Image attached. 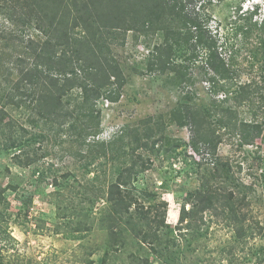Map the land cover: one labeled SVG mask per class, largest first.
<instances>
[{
    "label": "rangeland",
    "instance_id": "374dc122",
    "mask_svg": "<svg viewBox=\"0 0 264 264\" xmlns=\"http://www.w3.org/2000/svg\"><path fill=\"white\" fill-rule=\"evenodd\" d=\"M16 1L0 0V55L31 63L29 40H44L46 35L35 20L24 25L20 16H14L22 8V3ZM23 6L30 11L24 2ZM252 7L258 8L254 18L264 16V0H195L187 6L189 14L198 13L209 29L219 32L224 57L233 56L232 86L250 83L259 91L249 103L239 105L232 92L226 96V91L209 83V69L203 68L204 52H197L198 56L191 59L184 48L168 56L162 49L165 32L159 24V28L129 30L112 43L111 51L125 76V84L117 100L102 96L95 101L100 126L86 141L69 130L67 117L58 122L34 119L28 110L7 104L5 121L15 122L16 133L21 135L24 147L35 152V159L29 165H17L12 155L18 149L4 150L0 146V188L5 197L0 211L5 210L10 216L6 222L0 220V264H103L107 249L105 264H264V33L255 26L247 30L242 24V13H238L240 8L247 11ZM168 24L176 32L187 30L179 18ZM239 26L245 28L240 30ZM156 51L163 53V60L168 56L169 62L161 61L151 68L157 59ZM12 67L15 66L1 65L0 90L8 87L4 79L13 84L19 77L18 68ZM70 93L74 94L70 100L77 101L76 90ZM216 99H227L224 106L235 109L239 120L262 126V133L253 143H243L239 132L217 125L219 114L212 108ZM65 102L68 109V96ZM181 103L200 112L213 110L211 113L216 116L210 121L220 136L216 153L203 146L198 154L190 146L191 127L169 119L170 112ZM152 117L164 122H159V133L172 140L155 147L150 143L133 152L127 145L134 138V129L140 126L142 132ZM94 141L98 144L91 146ZM121 145L126 146L125 150H120L121 155L114 154L112 148ZM132 157L139 164L132 189L136 201L145 206L167 202L165 220L170 225L169 233L183 244V252L175 256H157L129 235L124 247H110L114 238L99 229L97 223L91 230L69 233L65 208L69 197H73V204L88 205L84 185L97 175L103 183ZM218 157L227 162L229 179L221 178L216 184L233 189L237 197L245 199V226L256 229L237 238L233 225L223 214L205 213L201 235L198 233L192 238V245L186 246L184 237L180 240L181 232L187 237L190 234L186 221H179L180 210L183 206L190 208L191 193L200 186L205 173L212 171V162ZM68 178L75 180V187L68 189ZM57 202L61 203L59 210ZM104 204L105 198L98 199L93 214L97 215ZM4 228L12 240L4 238Z\"/></svg>",
    "mask_w": 264,
    "mask_h": 264
},
{
    "label": "trees",
    "instance_id": "16d2710c",
    "mask_svg": "<svg viewBox=\"0 0 264 264\" xmlns=\"http://www.w3.org/2000/svg\"><path fill=\"white\" fill-rule=\"evenodd\" d=\"M193 1L195 0H17L16 2L22 3V8L14 13V16H20L24 25L35 20L45 32L46 38L36 42L29 40L27 49L32 56L31 63H26L25 59L21 58L12 61L11 58L0 55V69L4 63L13 64L15 67L12 68H18L19 71L16 82L11 84L8 79H4L8 87L0 90L2 149H18L12 155V160L17 165H29L35 159V152L32 153L24 147L21 135L17 134L18 126L15 122L5 121L7 104L16 109L28 110L34 119L58 122L67 117L69 130L83 139V142L88 136L96 134L100 126V114L99 111L95 113V101L102 96L111 101L117 100L125 84V76L113 56L111 45L119 35L138 27L163 26L165 40L162 49L166 50L168 56L171 52L184 48L189 52L191 59L198 56L197 52H204L203 68L209 69V83L216 89L226 91V96L232 92L234 101L239 105L252 101V96H256L259 91L254 90L250 83H241L236 85V88L232 86L231 75L234 70L230 59L233 56L224 57V43L220 40L218 31L209 29L198 13L192 15L187 12L188 4ZM23 2L30 11L23 6ZM238 13H242L243 19L242 15H239V19H242V24L247 30L255 26L264 33V16L254 18L258 13L257 7L247 11L240 8ZM177 18L182 19L187 27L184 33L176 32L167 25ZM244 26H239V29L242 30ZM156 53L157 59L151 68L158 62H169L168 56L166 60L162 59L161 51ZM74 90L77 92V101L74 98L70 100L74 95L70 92ZM67 96L68 109L65 107ZM262 100L264 101V97ZM224 101L227 99L214 100V111L206 108L204 112L193 109L187 103H181L169 114L172 122L191 127L190 146L198 154L203 146L211 153L217 152L220 136L216 135V130L212 128L210 119L216 115H212L211 111L219 114L216 118L217 125L239 132L243 143H253L262 133V126L255 122L239 120L238 112L231 107H225ZM159 122L164 123L154 117L150 118L142 132L140 126H137L134 129V138L127 147L131 146L133 152H136L148 147L150 143L155 147L156 144L163 145L172 140L159 133ZM176 142L175 145L181 143ZM97 144L98 142L94 141L91 146ZM122 148L125 150L126 146L112 148L113 153L121 155ZM212 163V171L205 173L200 186L190 195V208L183 206L180 210L179 221H186V230L188 235L190 234L187 237L180 231V240L184 237L186 246L192 245V238L198 233L201 235V223L205 220V213L216 216L223 214L229 224L233 225L237 238H243L256 229L245 226L247 213L242 212L243 206L247 204L245 199L237 197L233 189L216 184L221 178L229 179L227 162L218 157ZM137 167V159L133 158L127 161L126 166L111 173V177L103 183L99 175L88 181L84 185L85 200L89 201L86 206L73 204V197H69L68 206L65 207L68 210L69 233L91 230L97 223L99 229L110 233L114 238L110 247H124L126 235H129L139 246H148L157 256H165L167 253H173L175 256V253L183 252V244L177 242V238L169 233L170 225L165 220L167 202L161 200L159 205L145 206L136 201L132 189L135 187ZM74 182L75 180L68 178V189L75 187ZM3 192L4 189L0 188V204L5 200ZM101 198H105V204L98 214L94 215L92 208ZM56 206L58 210L61 209L60 202H57ZM8 217L10 216L7 211H0L2 222H6ZM256 225L257 228L260 227ZM4 234V238L12 240L13 237L6 228ZM108 252L107 249L103 264L107 261ZM166 263L171 264L170 261Z\"/></svg>",
    "mask_w": 264,
    "mask_h": 264
},
{
    "label": "built area",
    "instance_id": "2783aa9c",
    "mask_svg": "<svg viewBox=\"0 0 264 264\" xmlns=\"http://www.w3.org/2000/svg\"><path fill=\"white\" fill-rule=\"evenodd\" d=\"M213 164V163H212Z\"/></svg>",
    "mask_w": 264,
    "mask_h": 264
}]
</instances>
